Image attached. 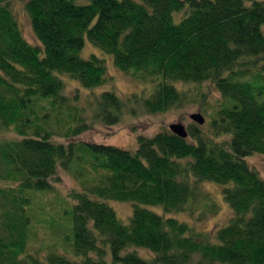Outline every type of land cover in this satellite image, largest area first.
Segmentation results:
<instances>
[{
    "label": "trees",
    "instance_id": "trees-1",
    "mask_svg": "<svg viewBox=\"0 0 264 264\" xmlns=\"http://www.w3.org/2000/svg\"><path fill=\"white\" fill-rule=\"evenodd\" d=\"M23 8L35 45L10 0H0V130L13 133L0 137V264H106L105 246L114 264H185L195 253L196 264H264V182L246 160L264 155V0H25ZM84 36L121 72L155 82L148 95L126 97L132 113L139 102L150 113L181 106L190 96L177 81L209 80L223 97L209 115L211 135L190 123L186 138L164 128L139 136L135 150L73 141L92 125L77 96L62 92L59 74L86 88L109 80L104 59L80 56ZM93 101V119L120 121L126 102L114 90ZM224 133L231 137L218 140ZM59 167L82 188L68 193L72 229L64 238L76 259L58 251L41 260L24 254L28 207L37 192L54 189ZM202 181L230 183L223 199L232 215L215 243L142 206L190 209ZM108 199L133 204L127 224ZM132 245L152 257L122 252Z\"/></svg>",
    "mask_w": 264,
    "mask_h": 264
},
{
    "label": "rangeland",
    "instance_id": "rangeland-1",
    "mask_svg": "<svg viewBox=\"0 0 264 264\" xmlns=\"http://www.w3.org/2000/svg\"><path fill=\"white\" fill-rule=\"evenodd\" d=\"M25 0H10V7L15 14L19 27L26 41L31 44H37V39L31 28L30 20L24 11ZM83 2V0H78ZM181 15V14H179ZM178 15V16H179ZM264 33V26H261ZM91 54L98 58L105 60L106 69L108 70V81L103 85L86 88L79 82L70 79L66 74H59V77L64 82V94L74 97L77 96V103L83 107V115L86 116L87 122H91V127L84 133L77 135L72 140L76 141H89L93 143L109 144L118 146L123 149L135 150L138 146L137 138L139 136L151 137L157 134L164 128H168L171 123H181L187 127L190 123H195L190 114L200 113L204 116L205 121L202 127L208 135H211L210 114L214 111L215 105L222 101V94L219 93L214 84L209 80L200 83L194 82H179L177 81L174 86L178 90L187 92L190 96L188 103L181 106L173 107L167 111L150 113L147 112L141 103L133 105L135 113L131 112V105L126 97L133 94H142L146 90L148 95L155 84V82H140L136 79L129 77L126 73L121 72L113 62L110 54L105 53L99 48L95 47L84 36V44L80 50V56L88 58ZM104 90H114L120 98L125 100V106L120 117V121L113 126H107L93 119V99L101 94ZM199 94L206 96V103L200 102ZM203 104V105H202ZM214 106V108L212 107ZM11 131L0 130V137L8 138L12 136ZM230 134H221V138L229 139ZM55 142H67V139L60 136H55ZM69 140V139H68ZM249 166L256 169L259 176L264 182V155L254 153L246 158ZM58 179L53 180L54 189L51 191L37 192L33 195L31 203L28 207V212L31 218V226L29 231V239L27 251L24 254H36L39 259H45V255L49 252H61L70 259H76L69 248V241H64L66 236L71 238L72 229V205L74 201L68 197V193L72 189L78 191L82 190L77 179L62 168H58ZM230 183H216L210 181H202L199 184L198 190L200 195L187 203L190 209L183 211H172L170 213H163L162 206L160 205H146L142 206L154 211L160 215L166 214L167 217H174L179 222H186L190 228V233L201 234V239L209 242H216V229L225 227L229 222L232 215L228 203L223 199L224 187L229 186ZM211 200L216 204L215 208H211ZM107 205H111L117 215L118 219L127 224L130 220L132 212L131 202L116 201L108 199L105 201ZM191 203V204H190ZM200 238V236H197ZM106 253L103 256L106 264H114L107 246ZM135 251L138 256L150 259L152 253L145 247L130 246L125 248L122 252ZM199 254L195 253L189 262L185 264H196ZM217 264H225L219 263ZM228 264V263H227Z\"/></svg>",
    "mask_w": 264,
    "mask_h": 264
},
{
    "label": "water",
    "instance_id": "water-1",
    "mask_svg": "<svg viewBox=\"0 0 264 264\" xmlns=\"http://www.w3.org/2000/svg\"><path fill=\"white\" fill-rule=\"evenodd\" d=\"M190 117L192 118V120L199 124H203L205 121L204 116H202L200 113H192L190 114ZM168 129H170L175 135H177L178 137H182V138H186L187 137V130L184 127L183 124L181 123H171L168 125Z\"/></svg>",
    "mask_w": 264,
    "mask_h": 264
}]
</instances>
